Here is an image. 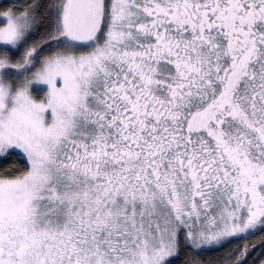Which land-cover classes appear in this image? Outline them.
I'll return each mask as SVG.
<instances>
[{
    "label": "snow or ice",
    "instance_id": "obj_1",
    "mask_svg": "<svg viewBox=\"0 0 264 264\" xmlns=\"http://www.w3.org/2000/svg\"><path fill=\"white\" fill-rule=\"evenodd\" d=\"M0 264H264V0H2Z\"/></svg>",
    "mask_w": 264,
    "mask_h": 264
},
{
    "label": "trees",
    "instance_id": "obj_2",
    "mask_svg": "<svg viewBox=\"0 0 264 264\" xmlns=\"http://www.w3.org/2000/svg\"><path fill=\"white\" fill-rule=\"evenodd\" d=\"M0 2H2V0H0ZM205 255H206V256H215V255H217V253H215V252H210V253H206Z\"/></svg>",
    "mask_w": 264,
    "mask_h": 264
}]
</instances>
